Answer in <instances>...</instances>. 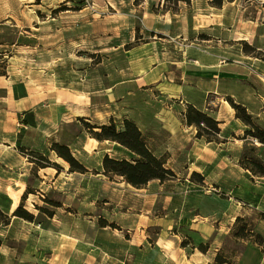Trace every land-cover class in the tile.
<instances>
[{
  "label": "rangeland",
  "instance_id": "374dc122",
  "mask_svg": "<svg viewBox=\"0 0 264 264\" xmlns=\"http://www.w3.org/2000/svg\"><path fill=\"white\" fill-rule=\"evenodd\" d=\"M223 3L232 19L261 12L264 20V0ZM163 5L161 0H0V123L12 112L6 102L12 91L48 118L44 129L50 135H88L83 119L100 123L111 116L120 125L123 115L108 104L109 92L116 89L118 97L130 93L142 104L145 91L163 79L157 70L163 20L183 33L210 13L220 15L212 0H190L169 11ZM242 48L249 53L245 44ZM97 102L101 107L94 109ZM136 106L134 115L143 117ZM157 128H151L154 139L145 136L155 154L167 160V137ZM248 130L239 119L231 121L225 136L220 131L210 135L214 155L205 147L179 155L176 163L183 164V156L195 160L189 168L198 177L179 166L174 179L150 181L139 189L103 174V154L129 158L116 144L79 135L71 148L86 167L84 173L69 172L50 147L39 152L60 169L32 163L19 196L9 189L13 209L21 205L33 218L26 221L3 209L8 222L0 223V264H194L187 255L192 251L204 254L210 264L217 254L225 264H264V176L245 168L247 158L264 165V146L246 136ZM86 140L92 145L87 153L80 149ZM243 227L259 234L262 246L254 234L237 238Z\"/></svg>",
  "mask_w": 264,
  "mask_h": 264
},
{
  "label": "crops",
  "instance_id": "0c3cea01",
  "mask_svg": "<svg viewBox=\"0 0 264 264\" xmlns=\"http://www.w3.org/2000/svg\"><path fill=\"white\" fill-rule=\"evenodd\" d=\"M225 5L222 3L216 10L220 13L217 18L210 13V16L202 19L201 25L183 33H179L175 26H172L170 22L166 24L163 20L164 25L161 27L160 34L164 39L158 42V58L161 60L157 62V70L163 74V79L158 81L159 84L156 87H150L149 93H147L148 90L145 91L142 104L140 99L130 97V93L118 97L116 89L114 92H109L108 104L111 105L112 102L118 107L120 114L123 115L122 118L133 121L139 130L147 135L149 141L155 137L151 129L154 124L158 127L155 131L167 137L166 165L175 176H178L175 170L179 169V166L190 173L194 172L189 166L195 160L189 161L187 156H183L184 163L181 164V161L176 163L179 155L194 153V150H201L200 148L203 147L206 153L214 155L216 145L215 142L196 138L195 127L185 124L184 107L192 106L201 112L212 113V118L218 123L220 134L223 135L230 122L237 120L235 111L229 104V101H232L244 107L258 125L264 128V20L261 18V12L253 17L236 14V17L232 19L224 11ZM208 10L212 8L208 7ZM231 21L234 23L232 24ZM242 44L250 49L249 53L244 52ZM6 102L10 105L12 112L9 119L0 123V209L13 212L14 201L9 189L18 197L22 184L28 181L32 173V162L27 159L25 152L34 150L42 153L48 151L51 144L55 142L67 145L76 157L71 147L78 144L79 135L98 144L106 143V141L98 142L87 137L84 131H80L79 134L75 132L73 136L50 135L44 129L48 118L36 112L35 104L29 105L24 97L15 98L12 91L11 98H8ZM135 105L136 107L139 105L144 111L143 117L138 118L134 115ZM210 106H215L216 110H212ZM92 107L98 109L101 107L100 102L94 103ZM73 118H79V116ZM22 119L23 122L20 121ZM16 120L18 122L14 128L7 127V124H14ZM110 120L115 122L111 116L107 122L91 123L86 119L82 121L102 125ZM19 122L23 124L20 125ZM68 124L70 123L65 125ZM238 136L241 135L234 134V137ZM218 137L224 141L228 140ZM87 140L80 148L85 153L88 152L86 147L92 146ZM210 162L212 161L207 160L205 164ZM13 187L19 190L15 192ZM182 250L185 251V249ZM187 255L190 257V263L191 261H194V264L209 262L203 260L204 254L195 251Z\"/></svg>",
  "mask_w": 264,
  "mask_h": 264
},
{
  "label": "trees",
  "instance_id": "16d2710c",
  "mask_svg": "<svg viewBox=\"0 0 264 264\" xmlns=\"http://www.w3.org/2000/svg\"><path fill=\"white\" fill-rule=\"evenodd\" d=\"M164 2L163 8L167 11L172 10L179 3L189 4L190 0H161ZM223 0H212V4L216 7H220ZM230 106L235 111L236 119H239L242 123L250 126L251 130L246 131L245 135L257 140L264 146V128L252 122L251 116L247 113L246 109L241 105L235 104L229 101ZM184 120L186 125L194 126L197 130L196 138H206V141H213L211 134H219L218 123L206 113L195 109L192 106H188L184 113ZM25 121V120H24ZM88 135L98 142H110L116 144L126 150L129 154V158H113L108 154H105L102 159V171L103 174L109 178H120L126 184L134 188H143L150 181L158 180L164 183L168 180L175 178L174 172L166 165V158L155 154L152 147L149 145L146 136L139 130L136 124L128 119H123L121 124H116L111 120L107 124L92 125L87 122H82ZM50 150L54 151L58 158H61L69 165V172H86V167L80 163L72 155L69 147L52 143ZM30 162H32L38 168L55 167L60 169L59 165L49 162V160L41 153L30 151L27 153ZM245 168L256 176H264V165L261 161L255 158L245 159ZM198 177L197 173H192V177ZM24 197V196H23ZM13 216L22 218L26 221H32V214L25 211L21 205L12 213ZM50 215V214H49ZM241 220L237 218L236 221ZM7 215L0 209V223L7 224ZM246 230V229H245ZM244 227L240 229L235 236L240 239L250 238V231H245ZM254 242L258 246H262L263 239L259 234H254ZM253 236V235H252ZM198 250L202 253L205 249L202 245L198 247ZM226 261L219 254L216 255L213 264H225ZM210 264V263H208Z\"/></svg>",
  "mask_w": 264,
  "mask_h": 264
}]
</instances>
